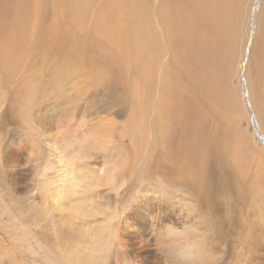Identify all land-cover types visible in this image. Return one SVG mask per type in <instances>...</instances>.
Returning a JSON list of instances; mask_svg holds the SVG:
<instances>
[{"label":"rangeland","instance_id":"1","mask_svg":"<svg viewBox=\"0 0 264 264\" xmlns=\"http://www.w3.org/2000/svg\"><path fill=\"white\" fill-rule=\"evenodd\" d=\"M102 5L80 24L64 0H46L36 53L13 68L0 57V264H82L71 260L79 252L94 256L90 264H162L150 237L185 264H264V89L252 75L264 0L241 5L239 53L227 79L233 107L222 115L251 165L243 175L218 156L214 179L225 183L208 193L198 168L184 170L160 150V90L137 88V65L126 73L113 34L95 31L107 21V12L95 19ZM158 5L148 1L150 11ZM71 34L79 40L68 41ZM86 177L101 181L70 191L72 180ZM63 191L71 202L106 200L72 222L80 237L73 254L75 235L49 234L32 209L42 195Z\"/></svg>","mask_w":264,"mask_h":264},{"label":"bare ground","instance_id":"2","mask_svg":"<svg viewBox=\"0 0 264 264\" xmlns=\"http://www.w3.org/2000/svg\"><path fill=\"white\" fill-rule=\"evenodd\" d=\"M97 1L64 0V3L66 12L77 16L83 24L84 17ZM148 1L102 0L103 5L95 19L100 13L107 12V21H99L95 31L113 34V44L126 73L137 65L141 72L136 77L140 81L137 88L149 92L152 88L149 85H154L160 90L156 107L158 146L184 170L198 168L199 186L208 193L215 190L217 184L219 187L225 183L214 179L218 172L214 170L218 156L227 155L224 166L238 163L236 168L243 175L246 163H249L248 167L251 165L236 138L235 129H230L228 122L222 119L224 111H231L226 109L233 107L227 79L232 75V66L239 53L238 28L244 0H159L155 11H150ZM45 4L46 0H0V57L8 67H17L38 50L41 22L36 17L43 14ZM5 11H12L13 16ZM67 40L79 38L71 34ZM252 63V75L256 78L253 84L260 93L262 87L264 89V5ZM161 64L159 75L156 70ZM158 75L160 81L155 83ZM147 96L150 98L149 93ZM205 154L208 159L200 160ZM84 179L72 180L68 187L70 191L77 192L81 183L94 185L101 181V178ZM62 193L64 196L42 195L41 204L35 202L32 209L41 212L49 234L59 232L63 237L69 235L71 238L75 235V241H70L75 243L69 247V253L73 254L80 237L75 234L72 222L85 218L92 210V216L98 213L96 208L104 207L106 200H102L104 203L99 199L98 202L91 199L71 202L66 198L67 193ZM93 258L91 254L79 252L76 259L71 260L90 264ZM42 259L44 262L43 256Z\"/></svg>","mask_w":264,"mask_h":264},{"label":"clouds","instance_id":"3","mask_svg":"<svg viewBox=\"0 0 264 264\" xmlns=\"http://www.w3.org/2000/svg\"><path fill=\"white\" fill-rule=\"evenodd\" d=\"M151 241H153V247L157 250V252L161 256V262L162 264H185L183 261V258L176 259L173 261V258L171 256H168L170 249L166 246L164 242H161L157 244L156 237H150ZM168 256V261L166 262L165 258Z\"/></svg>","mask_w":264,"mask_h":264}]
</instances>
